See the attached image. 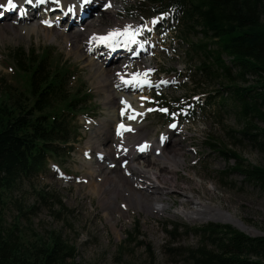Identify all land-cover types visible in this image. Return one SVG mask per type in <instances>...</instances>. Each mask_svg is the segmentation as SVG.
Listing matches in <instances>:
<instances>
[{
  "label": "rangeland",
  "instance_id": "obj_1",
  "mask_svg": "<svg viewBox=\"0 0 264 264\" xmlns=\"http://www.w3.org/2000/svg\"><path fill=\"white\" fill-rule=\"evenodd\" d=\"M70 1L74 0H68ZM103 1L118 8L111 12L98 9L102 3L97 0V9H93V13L90 10L89 13L93 16L83 22L81 27L75 26L71 21L66 30L62 29V26L57 29L54 26L50 28V36H55L56 39L44 38L41 31L35 28L26 30L23 25H28L27 21L13 24L5 19L0 22V90L2 82L13 89L20 85L18 78L13 74L12 54L23 49L38 54V57L46 56L48 63L55 68L63 62L61 73H66L68 77L69 98H73L77 93L81 105L83 101V108L76 110L78 115L73 120L69 119L70 142L66 146L70 145L72 149H56L59 157H50L48 160H51V163L46 168L37 173L21 175L14 186L5 192V226L16 224L20 238L26 242H33L37 237H46L52 232L59 233L64 240L75 246L76 261L80 264H196L194 255L198 249L212 248L210 239L203 236L201 228L209 223L240 228L230 222L211 219L189 222L177 212L179 206L188 209L194 207V198L197 197L201 201L220 206L239 218L248 228L256 231V234H251L240 228L247 235L264 236V190L246 181L243 175L232 169L236 165L264 167V148L252 143L241 133L249 117L245 118L240 113V105L232 97V90L228 89L233 81L241 87L252 84L257 86L255 78L247 75L246 82L239 80L236 77V68L231 66L226 56L222 59L229 66L228 73L219 70L217 73L210 58H205L199 50L197 53L191 51L189 45L200 40V33L193 31L187 35V40H179L184 29L176 18L151 17L146 7L141 6L140 0ZM77 6L79 12L76 13L81 21H84L83 17L88 12L78 3ZM153 20L158 21L157 24L153 23ZM119 22L120 28L127 22L139 23L138 26L146 24L147 28H142L141 32L150 35V43H143L144 48L140 47L137 56L139 62L146 63L151 84L139 90L126 84L125 88L121 89L127 90L129 96H137L139 100L148 98L143 99L145 109L140 108L143 115L137 120L134 133L126 135L125 138L131 140V137L136 135L137 137L132 139L134 142L147 140L155 146L156 139L162 135L164 139L160 142L164 147L163 153L160 149L155 152L153 146L147 155L136 156L133 152L134 145L128 148L130 156H118L117 152L114 153L112 145L115 139L112 133L115 121L110 123L108 115L113 110L116 117L117 114L123 115L119 110L122 104L119 99L130 104L121 90L115 88L114 81L121 76L130 78L129 73L138 72L140 68L135 64V60L130 65L122 63L123 59L118 63L113 53L103 55L104 49L101 48V53L97 56L102 63H99L98 68L107 71L109 78L103 79L102 75L97 73V81H94V66L87 61L89 56L68 51L70 42L61 41L57 34L60 30L69 35H77L82 31L85 35V45L87 35L90 34L85 30L86 27L93 26L95 32L103 35L107 30L98 24L118 25ZM6 23L12 25L6 26ZM35 24L41 26L43 23ZM72 25L73 28L70 29ZM150 26L156 28L153 27L150 32ZM195 30H199L198 26H195ZM78 37L75 36L72 40H78ZM93 44L99 43L93 41ZM151 46H154L153 50L147 49ZM206 49L213 50L215 46L209 42ZM93 59L97 60L94 57ZM202 61L210 63L209 73L196 72V67ZM149 69L152 71H148ZM155 69L157 78L167 83L163 89L158 88L160 84L156 82ZM151 85L154 88L151 89L150 98L143 91ZM112 94H120L121 97L117 99ZM107 96L112 98L108 99ZM185 97V101H190L188 107L192 108L193 115H185L182 121L175 118L178 129L166 133L171 123L167 124L168 114L165 116L159 112L160 105L169 107L171 102L176 103V100ZM106 99L110 101L112 111L109 110V105L105 104ZM175 108V105H172L170 109L174 111ZM251 122L260 125L256 120ZM98 129L102 135H108L110 141H91L85 147L89 136L95 134ZM54 146L60 148L61 144L56 143ZM175 147V155L164 159L165 156H170V149ZM102 150L105 151L103 156L109 161L113 160V167L106 166L108 161L105 159L104 165L96 163V154H101ZM222 150L235 151L241 160L235 162L232 158L226 159L220 153ZM85 151L89 153V158ZM107 153L114 158L108 157ZM161 153L163 155L159 156ZM149 156L152 158L147 161ZM123 157L127 158L128 163L121 166L119 159ZM133 159L147 161L143 163L147 165L143 168L155 165L153 168L157 169L159 166L160 172H174L175 180L165 182L161 179L162 182L150 183L147 174L143 176L131 169ZM119 166L123 171L118 169ZM117 174L132 177L137 181V184L130 181L132 187L127 181L123 184L119 182L126 189L123 192L124 197L129 194L130 189H134L154 201L168 202L160 203L165 209L158 212L133 205L125 208V203L121 202V197L117 195L114 203L123 211L111 208L107 210L106 215L98 195L92 189V180L97 181L101 187L103 179H118ZM148 184L152 190L164 191L165 194L158 193L153 197L150 189H142V186H139ZM174 225H177L176 230ZM261 262L264 263V256L261 257Z\"/></svg>",
  "mask_w": 264,
  "mask_h": 264
},
{
  "label": "trees",
  "instance_id": "obj_2",
  "mask_svg": "<svg viewBox=\"0 0 264 264\" xmlns=\"http://www.w3.org/2000/svg\"><path fill=\"white\" fill-rule=\"evenodd\" d=\"M141 2L149 5L152 13L178 14L184 40L193 31L197 33L195 26H198L202 36L198 42L190 43L191 51L199 50L205 58H210L217 73L218 70L228 73L229 66L222 59L226 56L236 68L239 80L246 82L247 75L255 78L257 86L241 87L233 81L228 89L239 103L240 113L249 117L241 133L264 148V0ZM209 42L215 49H206ZM12 55L13 74L20 85L13 89L2 82L0 90V264H80L76 261L75 246L59 233L26 242L20 238L16 224L6 227L3 222L5 192L21 175L37 173L46 167L50 157H59L56 149L63 150L61 147L70 142L69 119L75 116V110L83 108L77 93L69 98L68 77L61 73L63 62L55 68L46 56L38 57L23 49ZM209 64L202 61L196 72L209 73ZM56 143L61 147H55ZM220 153L226 159L241 160L235 151ZM232 169L264 190V167L236 165ZM200 231L210 239L212 248L198 249L194 255L196 264H264L261 262L264 236H249L230 225L211 223Z\"/></svg>",
  "mask_w": 264,
  "mask_h": 264
},
{
  "label": "bare ground",
  "instance_id": "obj_3",
  "mask_svg": "<svg viewBox=\"0 0 264 264\" xmlns=\"http://www.w3.org/2000/svg\"><path fill=\"white\" fill-rule=\"evenodd\" d=\"M98 1L100 3H102L100 6L102 7V10H104V11L106 10V11H110L111 12V11H115L118 8V6H115V5H111L109 8H105L104 5L106 3L103 0H102V2L100 0H98ZM64 3H65V7L74 8V10L77 11V7L78 6H77L76 0L70 1V2H68V0H64ZM4 4H6V2ZM79 9H81V8L79 7ZM85 10H83V11H85ZM78 12L79 11H77V13ZM113 13H117V12H113ZM86 16L85 17L82 16L84 18V21H82V23L87 21ZM3 20H5V18ZM44 21H48V20H44ZM107 24H105V25L98 24V26L102 27V28H105L107 31L110 30V29L117 28V27L120 26V22L118 23V25H115L114 23L108 24V25ZM129 24L132 25L133 27H137L139 25V23L133 24L131 22H127L124 25H129ZM4 25L11 26L12 24H9V23L7 24L6 23ZM40 25L42 27L39 26V25H36V24H30V23H28V25H23V26H24V28L26 30L29 29V28L30 29H34V28L38 29V31H41V34H42V36L44 38L56 39L55 36H50V33L52 31H50L49 29L53 28V26L52 27L51 26L47 27L46 23H43V24H40ZM44 26H46V27H44ZM123 26H122V28H123ZM69 28L70 29L73 28V25H72V27H69ZM85 30L90 33V34L87 35L88 37L86 39L87 41H86L85 45H84V42H83V39H84L85 35H84V33L82 31H79L77 35H69V34H66L64 31L60 30L57 34L60 36L61 41L65 42V43H69L70 42L69 47H68V51H72V52H74L76 54L82 53V54H85L86 56H89L87 58V61L91 65L94 66V70H93L94 81H97V73L102 75L103 79H108L109 75H108L107 71L98 68L99 67V63H102L99 60L98 56L101 53L102 45H106V44H103V43H99L98 45H94L93 44V41H94V40H92L93 33L99 34V33L95 32V28L93 26L86 27ZM23 32H25L26 34L29 33V32H26V31H23ZM75 36H79L78 40L77 39L72 40L73 38H75ZM72 42H74L73 45H72ZM94 42H96V41H94ZM99 45H101V46H99ZM138 51L139 50H137L131 56L128 54L127 51H126L127 53L123 52V53H121L118 56L119 58L117 57L115 59L118 60V63H119V61H121L123 59V61H121V62L125 63V64H128V65H130V63L133 60H135V64L138 65L139 68H140V70L138 72L147 73V78L150 80V72L146 71V69H147L146 68V63L143 64V62H139V58L137 56V52ZM108 52L112 53L113 51H108L107 49H104L103 55H107ZM147 52H148V50H147ZM91 56H93L94 58H97L98 61L97 60L95 61L93 59V57H91ZM123 56H125L126 58L125 59L121 58ZM90 75H91V73H90ZM124 79H128V78L126 77ZM147 85L148 84H145V85H142V86H135L134 89L139 90L143 86H147ZM114 86H115L116 89L121 90V89L125 88L126 84L124 83V81L121 78H117L114 81ZM128 91H130V90H128ZM121 92L126 96L127 101L130 102V104H132V105L127 104L123 100L119 101V102L123 103V104H120L121 105L120 106L121 107V111L125 113V116H123L124 117L123 119H119L118 114H117V117L115 116V114H114L115 110L112 111V108L110 106L111 103L108 100V99H110L112 97L107 96L108 99L105 100V104H108L109 105V110L112 111V113H110L108 115V120L110 121V123H113L114 121H116L115 124H114L113 130H115V127H116L118 122L119 123H123L126 126H130V129H131V130H121L122 134L112 133V136L115 139V142L112 145L114 147V153L117 152L118 156H123L124 154H127L128 156H130L131 153L128 151V148L130 146L134 145L133 146L134 154L136 156H139V155L142 156V152L143 151L140 150V146L144 145V144H147L148 147L144 150L143 156L145 154L147 155L151 151L153 146H154V144L152 142L147 141V140H141V141L136 143V142H134L132 140V139H135L137 137L136 135L131 137V140L128 139V138H125L126 135L134 133V131L136 129L135 125L137 124V120L143 115L142 112H141V109H140V108L145 109V107L143 105V99L140 98V100H139V98L137 96L136 97L135 96H129L128 94H130V93L129 92L127 93V90H121ZM114 96H116L117 99H118V97L119 98L121 97L120 94L119 95H113V97ZM129 105L131 107H128ZM116 111H117V108H116ZM117 113H118V111H117ZM130 116H134L135 118L134 119H129ZM103 124H105V123L103 122ZM171 130L172 129H168V132H166V133H170L169 131H171ZM107 137H108V135H102V132L99 131V129H98L95 134L89 136V138L87 139V141L85 143V147H87L88 144L91 141H99V142L102 143V142H104L105 140L108 139ZM174 139H175V142H176V138H174ZM160 140H162V139L160 138ZM160 140H157V142L155 143V146H154L153 149H155V152H158L159 149H160V152L163 153V148L164 147L162 145V142H160ZM108 141H110V139H108ZM176 149H177V147H175V149L171 148L170 151H169L171 153L170 156L169 157L165 156L164 159H170V157H173L175 155V153H176V151H175ZM104 152L105 151L102 150L101 154H99V155L96 154V156H97L96 163L99 164V165H101V164L104 165L103 162H104V159H105L106 161H108V163H106V166L110 167V165H111V167H113L114 166V164H112L113 160L109 161L105 156H103L102 154ZM84 153L89 158V153L86 152V151ZM162 153L159 156H162L163 155ZM107 156L110 157V158H114V156L113 157L109 156L108 153H107ZM151 158H152V156H149L147 161L150 160ZM147 161H139L137 159H133L131 164H130V167H131V169L133 171L139 172L143 176H146V174H147V178L150 179V183L162 182L161 179L163 181H165V182H169V181L173 182L175 180V175H174L175 173L174 172H171V173H169L167 171L160 172L159 171V166H158L157 169L153 168V166H155V165H151L148 168H143L144 166H147V165L143 164V163H145ZM88 162H89V160H88ZM127 163H128L127 158L123 157V158L119 159V164L121 166L126 165ZM121 166H119L118 169H121L120 168ZM101 167H103V166H101ZM95 172L98 173V171H96V170H95ZM117 175H118V179H113L112 181H107V180L103 179L101 187L98 185L97 181L92 180V183H93L92 189L98 195V200H99L101 206L103 207V210L106 212V215H107V210L111 209V208L115 209L116 211L119 210V212L123 211L120 207L116 206L115 203H114L115 196H117V195L121 197V202L125 203V208L127 206H129V205H133L134 207L150 209L151 211H158V212L159 211H163L165 209V208H163V206L160 203L164 202L166 204L168 202L162 201V200L154 201V200L150 199L149 197H146L144 193H140L139 191H136L134 189H130L129 190L130 191L129 194L125 195V197H124L123 192L126 189L122 185L123 182L127 181L130 184V181H131L132 183L137 184V181L135 179H133L132 177H125L124 175H119V174H117ZM119 182L122 183V184H119ZM130 186L132 187L131 184H130ZM139 186H142V189H144V188L150 189L151 192H152V196L153 197H156L155 194H158V193L165 194L164 191L158 192L156 190H152L151 185H149V184L148 185H139ZM187 197H189V196H187ZM191 202H193V199H191ZM177 212H179L181 215H183L185 217V219L189 220V222L190 221H194V220H201V219L202 220L203 219H205V220L211 219V220H217V221H221V222H230V223H232V224H234V225H236V226H238L240 228L246 229V231L248 233L256 234L255 230H253L252 228H248L239 218L235 217L233 214L229 213L225 209H222L218 205H212V203L209 204L206 201H201L197 197L194 198V207H191V209H188V208H184L182 206H179V207H177ZM240 228H237V229L242 230ZM242 232H244V230H242ZM245 234H247V233H245ZM251 236H255V235H251Z\"/></svg>",
  "mask_w": 264,
  "mask_h": 264
},
{
  "label": "snow or ice",
  "instance_id": "obj_4",
  "mask_svg": "<svg viewBox=\"0 0 264 264\" xmlns=\"http://www.w3.org/2000/svg\"><path fill=\"white\" fill-rule=\"evenodd\" d=\"M43 2V0H41ZM60 0H56L57 5H59ZM87 3V0H85ZM28 3H32V0H28ZM110 3H106L104 5L105 8L110 7ZM17 7L16 0H7L6 4H0V8H8V9H15ZM71 11V9H70ZM3 15V12H0V16ZM153 23L156 21L153 20ZM46 24H50V21H44ZM142 28H147V25L137 26L133 27L132 25H124L123 28L117 27L110 29L106 32V34L100 35L93 33L92 40L96 41L97 43H103L106 44L110 48H117V47H129L131 44L136 43V38L138 34L141 32ZM148 71H152V69H149ZM128 79H124L123 76H121V79L124 81L125 84L133 85L135 86H142L145 84L150 85L151 81L147 78V73H141V72H134L129 73ZM142 99H148L147 97H143ZM127 103V102H125ZM128 107H131L130 105ZM151 110V109H149ZM161 111H167V109H161ZM134 116H130L129 119H134ZM170 127L175 128L176 125L172 124ZM121 130H131L130 126H126L123 123L119 125V128L117 129L118 134H122ZM161 139H164L162 136ZM148 147L147 144L141 145L140 150L144 151Z\"/></svg>",
  "mask_w": 264,
  "mask_h": 264
},
{
  "label": "water",
  "instance_id": "obj_5",
  "mask_svg": "<svg viewBox=\"0 0 264 264\" xmlns=\"http://www.w3.org/2000/svg\"><path fill=\"white\" fill-rule=\"evenodd\" d=\"M240 231H242V230H240Z\"/></svg>",
  "mask_w": 264,
  "mask_h": 264
}]
</instances>
